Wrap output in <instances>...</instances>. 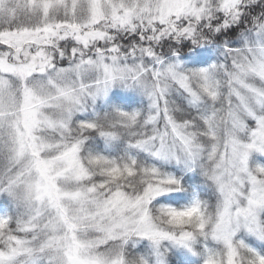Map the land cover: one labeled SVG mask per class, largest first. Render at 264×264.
<instances>
[{
  "label": "snow or ice",
  "instance_id": "obj_1",
  "mask_svg": "<svg viewBox=\"0 0 264 264\" xmlns=\"http://www.w3.org/2000/svg\"><path fill=\"white\" fill-rule=\"evenodd\" d=\"M0 264H264V0H0Z\"/></svg>",
  "mask_w": 264,
  "mask_h": 264
}]
</instances>
